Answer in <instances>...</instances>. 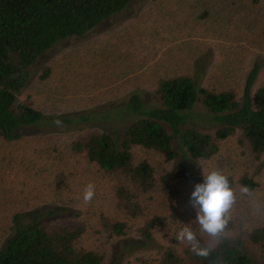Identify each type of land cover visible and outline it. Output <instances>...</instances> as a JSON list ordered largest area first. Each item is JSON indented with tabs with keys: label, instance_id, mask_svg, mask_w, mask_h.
Instances as JSON below:
<instances>
[{
	"label": "rangeland",
	"instance_id": "obj_1",
	"mask_svg": "<svg viewBox=\"0 0 264 264\" xmlns=\"http://www.w3.org/2000/svg\"><path fill=\"white\" fill-rule=\"evenodd\" d=\"M263 26L264 0H131L84 35L68 36L45 51L32 64L18 98L28 97L46 118L20 128L17 139L0 137V246L16 213L20 224L39 217L49 226H81L77 245L99 252L105 264H138L166 246L181 248L185 242L175 234L182 227L211 242L216 236L200 229L188 199L193 180L214 169L235 181L230 226L221 233L242 234L249 256L262 261L246 234L264 221V155L254 159L236 135L223 140L217 154L204 161L179 154L167 162L154 150L134 146V162L146 159L157 181L167 175L166 182L140 194L146 213L135 217L118 206L114 194L117 184L132 188L130 181L123 174L100 171L70 144L91 133L119 138L131 119L110 110L136 91L147 104L159 105L154 93L159 77L187 74L198 86L231 89L239 97L247 73L257 65L253 88L263 85ZM45 66L49 75L40 79ZM83 113L93 117L87 122L76 119ZM188 113L197 129L211 132L217 126L200 98ZM242 174L258 182L247 193L237 182ZM88 184L95 195L84 202ZM164 184L177 189L172 203L166 201ZM154 214L164 220L144 240L139 228ZM114 221L126 224L123 234L104 225Z\"/></svg>",
	"mask_w": 264,
	"mask_h": 264
},
{
	"label": "trees",
	"instance_id": "obj_2",
	"mask_svg": "<svg viewBox=\"0 0 264 264\" xmlns=\"http://www.w3.org/2000/svg\"><path fill=\"white\" fill-rule=\"evenodd\" d=\"M131 0H0V137L11 141L19 137V129L34 125L46 117L26 97L18 98L30 77L34 61L56 42L68 36H82L99 22L124 9ZM264 41V26H263ZM258 66L247 73L241 96L231 89L214 90L197 83L187 74L159 77L154 93L159 105L144 102L133 92L126 101L113 107V115L131 121L117 138L107 132L91 133L75 139L70 148L83 153L88 161L105 173L123 174L131 187L117 184L114 194L118 206L127 215H144L146 206L140 194L166 182L167 175L157 181L153 166L142 159L134 162L132 149L139 146L161 154L171 161L179 154L207 160L220 149L223 140L236 135L237 143L260 160L264 155V84L253 88ZM49 75L48 67L39 73ZM206 107L208 118L216 124L211 131L192 125L189 111L197 99ZM93 114H79L76 119L89 121ZM105 117V116H104ZM74 118H60L69 122ZM52 119L51 121H53ZM227 176L234 187L233 176ZM202 175L191 183V189ZM237 182L254 189L258 182L242 174ZM166 201L172 203L177 192L174 185L164 184ZM146 213V212H145ZM14 214L11 233L0 246V264H105L103 256L77 245L81 226H49L42 218L19 223ZM164 218L152 215L139 228V236L151 239L152 229ZM116 235L125 232L121 221L104 222ZM230 222L225 225L229 228ZM196 235V234H195ZM201 246L209 248L206 257L195 255L185 242L181 248L166 246L155 256L140 259L138 264H264V221L252 227L246 238L254 243L262 261H254L244 247V236L219 233L211 242L196 235Z\"/></svg>",
	"mask_w": 264,
	"mask_h": 264
},
{
	"label": "clouds",
	"instance_id": "obj_3",
	"mask_svg": "<svg viewBox=\"0 0 264 264\" xmlns=\"http://www.w3.org/2000/svg\"><path fill=\"white\" fill-rule=\"evenodd\" d=\"M241 192L247 193V187H241ZM94 195L93 185L88 184L83 192L84 202L90 201ZM233 202L234 192L227 176L214 169L203 174L201 180L194 184L188 199L200 229L212 237L221 233L228 223V212ZM175 239L186 242L197 256L206 257L209 254V248L201 246L189 227L179 229Z\"/></svg>",
	"mask_w": 264,
	"mask_h": 264
}]
</instances>
